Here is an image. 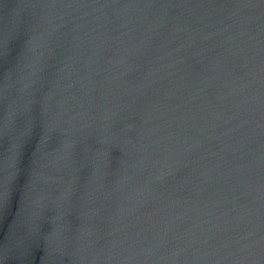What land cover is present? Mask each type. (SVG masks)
<instances>
[{
    "label": "water",
    "instance_id": "95a60500",
    "mask_svg": "<svg viewBox=\"0 0 264 264\" xmlns=\"http://www.w3.org/2000/svg\"><path fill=\"white\" fill-rule=\"evenodd\" d=\"M0 264H264V0H0Z\"/></svg>",
    "mask_w": 264,
    "mask_h": 264
}]
</instances>
